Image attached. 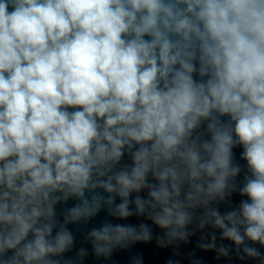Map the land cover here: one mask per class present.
Returning <instances> with one entry per match:
<instances>
[{"label": "clouds", "instance_id": "9594fccd", "mask_svg": "<svg viewBox=\"0 0 264 264\" xmlns=\"http://www.w3.org/2000/svg\"><path fill=\"white\" fill-rule=\"evenodd\" d=\"M102 211L97 258L264 264V0H0V264H83Z\"/></svg>", "mask_w": 264, "mask_h": 264}]
</instances>
